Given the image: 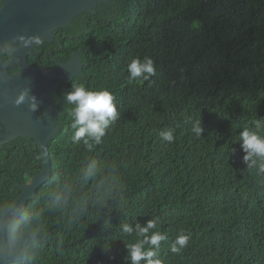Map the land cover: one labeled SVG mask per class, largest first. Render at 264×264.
<instances>
[{"label":"trees","instance_id":"obj_1","mask_svg":"<svg viewBox=\"0 0 264 264\" xmlns=\"http://www.w3.org/2000/svg\"><path fill=\"white\" fill-rule=\"evenodd\" d=\"M54 35L61 50L54 57L67 62L81 52L83 75L52 95L62 116L49 144L51 177L7 236L14 249L28 232L44 240L63 210L79 223L82 242L64 248L53 229L46 243L29 240L26 261L10 256V264H126L135 238L119 225L149 219L168 237L163 264H264V160L246 161L239 140L244 128L264 135V0H109ZM42 46L50 45L37 44L35 54ZM145 57L156 75L128 82V63ZM29 62L52 65L36 56ZM77 84L110 91L119 112L91 149L72 141L65 95ZM196 121L199 138L191 132ZM169 128L173 143L158 135ZM37 153L28 138L0 147V219L19 196L16 184L42 169ZM181 233L189 244L173 254L169 245Z\"/></svg>","mask_w":264,"mask_h":264},{"label":"water","instance_id":"obj_2","mask_svg":"<svg viewBox=\"0 0 264 264\" xmlns=\"http://www.w3.org/2000/svg\"><path fill=\"white\" fill-rule=\"evenodd\" d=\"M107 3L109 0H2L0 53L7 45L10 59L0 56V147L19 138L31 139L36 151L40 152L37 158L42 159L43 167L28 183L16 184L19 196L0 219L3 248L0 264L10 263V245L6 236L8 225L24 212L27 204L37 197V191L51 177L49 144L59 132L58 120L62 116L52 95L61 85L70 84L83 73L80 52H75L67 63L54 60L56 65L47 70L31 64L29 56L36 44L43 41L53 43L56 31L67 28L82 14L96 15L98 6ZM13 68H18L19 72L11 74ZM25 92L28 99L17 105L15 101ZM33 97L35 110L30 107ZM26 236L38 240L35 234ZM48 237L49 234L45 241ZM21 260L22 240L16 257V261Z\"/></svg>","mask_w":264,"mask_h":264},{"label":"clouds","instance_id":"obj_3","mask_svg":"<svg viewBox=\"0 0 264 264\" xmlns=\"http://www.w3.org/2000/svg\"><path fill=\"white\" fill-rule=\"evenodd\" d=\"M8 50V46L4 45L3 51L7 53ZM127 72L128 75L126 79L128 82H143L148 81L151 77L156 75V68L154 65V61L150 57H145L143 60L139 58H133L127 65ZM26 99H28V97L27 93L25 92L17 98L15 103L19 105L25 102ZM65 99L67 104L72 106L71 128L74 130L72 135L73 143H79L82 141L83 144L89 149H91L94 144H101L104 141V138L107 135L109 129L119 119V112L117 105L114 103L115 97L113 96V94L108 90L90 91L84 85L77 84L75 87H73V90L71 92H68L65 95ZM30 107L33 110L36 109L34 97L30 100ZM191 132L195 134L196 137H201L202 133L204 132L202 122H194L191 127ZM158 135L164 142H174V130L171 128L167 130H161ZM239 140L241 141L242 150L247 154L244 156V159L246 161L253 156L259 157L264 160V135H261L257 130L244 128L239 134ZM62 212V214H58L54 218L55 224L53 225L52 230H50L48 233L49 237L53 234V229H58L62 234V244L64 248H66V246L77 245L74 244L75 242L73 244L65 245V243H70L72 241L68 239L69 235L75 236V232L79 229V223H77L74 216L73 220L68 222L69 216H71L72 213L63 210ZM21 215L13 221H17L21 217ZM60 218H63L65 220L64 225H58ZM158 223V219H149L143 225L136 221L134 224L124 222L119 225V230L123 234L135 238L134 242L126 245L127 255L124 257L126 264H163L162 259L159 256V250L161 242L165 241L168 237L166 234L158 230ZM29 233L34 234L33 232H28L21 238V240L23 241V260L16 261L15 259L13 263L23 262L28 259L30 253L28 255H25V250L28 249L27 245L29 244V240H35L34 238H29L26 236ZM36 237L38 239L35 240L37 241V243L38 241L43 243L47 242L45 241L46 238L44 240H41L38 235H36ZM25 238H27L26 244ZM21 240L18 245L19 247L21 246ZM189 241L190 237L188 235L182 233L178 234L175 240L169 245L170 251L173 254H181L188 246ZM79 242L81 243L82 241ZM8 244L10 245V254L12 244L9 242V240ZM109 258L115 259L114 256H110ZM9 262L11 263L10 255Z\"/></svg>","mask_w":264,"mask_h":264},{"label":"flooded vegetation","instance_id":"obj_4","mask_svg":"<svg viewBox=\"0 0 264 264\" xmlns=\"http://www.w3.org/2000/svg\"><path fill=\"white\" fill-rule=\"evenodd\" d=\"M2 9V0H0V10ZM66 29V28H65ZM66 37H67V35H64V40H66ZM46 42V41H45ZM41 43V42H40ZM48 43V42H47ZM39 44V43H38ZM50 46L49 47H43L42 46V49H41V52L40 53H38V54H35V52H34V48H33V51H32V54L30 55V56H36V57H38V58H40V59H42V60H45V59H47V58H51V66L50 67H48V68H45V67H41V68H44V69H50V68H53L56 64H54V60H56V61H58V62H61V61H59L58 59H56L55 57H54V55L56 54V53H59L61 50L58 48V43H56V40H55V35H54V41H53V43H48ZM37 45V44H36ZM35 45V46H36ZM3 51V50H2ZM75 53V52H74ZM81 53V52H80ZM73 57V56H72ZM71 57V58H72ZM71 58H67V62L71 59ZM67 62H61V63H67ZM81 62H82V60H81ZM82 64H83V62H82ZM83 67H84V65H83ZM18 72H19V70H18ZM17 72V73H18ZM82 75H83V73H82ZM81 76V75H80ZM79 76V77H80ZM65 224V220L63 219V218H60V221H59V223H58V225H64ZM35 234V233H34ZM37 235V234H36ZM24 236V235H23ZM39 236V235H38ZM68 239H70V240H72L70 243H65V245H69V244H73L74 242H78V241H81V240H78L75 236H72V235H69V238ZM42 240V239H41ZM12 244V243H11ZM81 244V243H80ZM80 244H77V245H73V246H66L67 248H72V247H74V248H76L77 246H79ZM25 245V244H24ZM19 249H20V247L18 246V248L17 249H14V247H13V244H12V248H11V250H10V256H14V260L16 259V257H17V254H18V252H19ZM77 249V248H76ZM78 249H80V248H78ZM40 251L41 250H39L38 249V251L36 252L37 254H40ZM30 252H29V250L28 249H26L25 250V255H28ZM64 253L66 254V255H68L69 254V252L67 251V250H65L64 249Z\"/></svg>","mask_w":264,"mask_h":264}]
</instances>
